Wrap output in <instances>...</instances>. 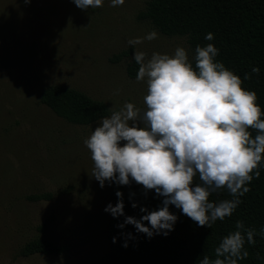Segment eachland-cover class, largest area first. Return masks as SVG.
I'll return each mask as SVG.
<instances>
[{
  "label": "rangeland",
  "instance_id": "1",
  "mask_svg": "<svg viewBox=\"0 0 264 264\" xmlns=\"http://www.w3.org/2000/svg\"><path fill=\"white\" fill-rule=\"evenodd\" d=\"M147 0H125L81 10L72 0H0V264H95L108 250L111 185L90 175L83 141L99 126L74 125L41 102L42 92L65 85L105 103L131 102L141 110L146 83L129 77L132 55L113 57L155 30L135 50L172 54L183 37H169L141 20ZM133 54V53H132ZM123 143V142H121ZM50 194L51 200L30 201ZM45 230H41L44 224ZM47 239L58 255L25 256L29 243Z\"/></svg>",
  "mask_w": 264,
  "mask_h": 264
},
{
  "label": "clouds",
  "instance_id": "2",
  "mask_svg": "<svg viewBox=\"0 0 264 264\" xmlns=\"http://www.w3.org/2000/svg\"><path fill=\"white\" fill-rule=\"evenodd\" d=\"M124 2L110 0V6ZM72 3L87 10L101 7L103 0ZM157 35L153 30L143 38L127 40L138 65L135 78L146 83L145 108L125 102L101 118L99 126L83 141L93 162L90 176L101 188L105 182H135L145 193L154 190L163 198L155 210L141 207L145 214L139 219L124 216L120 191L115 193V206L109 203L104 209L114 218L124 216L117 227L131 224L148 238L166 236L173 229L177 216L169 205L197 226L210 228L215 221H223L241 203L239 197L249 191L248 183L264 166V112L256 103L255 91L244 88L241 78L215 59L218 49L211 43L197 45L192 60L179 46L171 55L153 52L150 57L135 50L142 40L150 41ZM204 39L212 40L213 34H205ZM252 72L259 69L253 67ZM244 79H248L247 73ZM250 129L255 130L254 137ZM197 177L199 182L195 183ZM220 189L232 199L210 201V194ZM131 206L137 207L134 202ZM255 234V229L245 228L237 220L235 230L220 238L214 255L204 254L195 264H238L248 255L245 240L253 244ZM259 235L264 237V227Z\"/></svg>",
  "mask_w": 264,
  "mask_h": 264
},
{
  "label": "trees",
  "instance_id": "3",
  "mask_svg": "<svg viewBox=\"0 0 264 264\" xmlns=\"http://www.w3.org/2000/svg\"><path fill=\"white\" fill-rule=\"evenodd\" d=\"M139 18L150 22L166 36L186 38L193 57L197 45L213 44L218 49L215 59L237 74L244 88L255 91L256 103L264 112V0H147ZM209 32L213 39L205 40L204 36ZM132 53V48L124 50L116 54L113 61L119 62ZM253 67L259 72L253 73ZM137 71L138 65L133 60L127 69L129 77L135 79ZM246 73L248 79L245 80ZM41 102L55 115L74 125L90 126L111 114L105 103L65 85L45 89ZM250 131L254 137L255 130ZM258 170L259 176H253L248 183L249 191L239 197L241 203L231 216L215 221L208 228L197 226L179 209L169 205L170 212L177 216L173 229L166 236L154 234L151 238L137 232L131 224H125L123 228L117 225L123 223L124 216L139 219L145 214L140 212L141 207L155 210L163 198L154 190L145 193L143 186L135 182L129 185L112 183L111 204L115 206L118 200L115 193L120 191L124 216L111 217L107 234L109 250L95 264H195L204 254L214 255L220 238L235 230L237 220L245 228L256 230L253 244L249 245L245 240L244 249L248 255L238 264H264V237L259 235L260 228L264 227V166ZM194 182H199L198 177ZM28 199L34 202L51 200L52 195H33ZM208 199L218 202L232 197L225 189H220L211 193ZM133 202L137 207L131 206ZM47 226L44 224L41 230ZM113 237H116L115 243ZM125 243L127 247L123 246ZM64 250L47 239H38L26 245L22 254L58 255Z\"/></svg>",
  "mask_w": 264,
  "mask_h": 264
}]
</instances>
